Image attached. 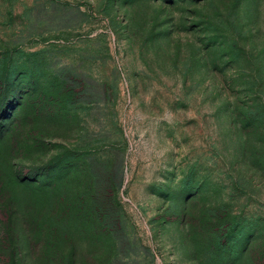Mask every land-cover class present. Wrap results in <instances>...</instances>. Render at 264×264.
<instances>
[{
	"label": "rangeland",
	"instance_id": "obj_1",
	"mask_svg": "<svg viewBox=\"0 0 264 264\" xmlns=\"http://www.w3.org/2000/svg\"><path fill=\"white\" fill-rule=\"evenodd\" d=\"M74 160L109 233L65 264H258L264 0H0V204ZM6 214L0 264H34Z\"/></svg>",
	"mask_w": 264,
	"mask_h": 264
},
{
	"label": "trees",
	"instance_id": "obj_2",
	"mask_svg": "<svg viewBox=\"0 0 264 264\" xmlns=\"http://www.w3.org/2000/svg\"><path fill=\"white\" fill-rule=\"evenodd\" d=\"M62 165L60 162L52 164L51 175H35L31 179L19 181V184L25 182L23 187L30 193L25 204L12 199L6 205L0 204V210L7 212V222H1L2 230L11 234L14 223L10 220L14 216L18 218L34 264H65L67 254L62 253L59 240L60 233L67 228L71 230L76 226L78 232L92 230L94 237L103 239L99 240L101 245H104L109 233L106 231L109 223L104 219L105 212L97 207L96 200L92 201L91 193L81 189L84 184H91L90 179L85 181L81 177L83 166L76 160L69 165ZM75 247L72 249L75 250L73 257L76 255ZM258 264H264V250L259 254Z\"/></svg>",
	"mask_w": 264,
	"mask_h": 264
}]
</instances>
